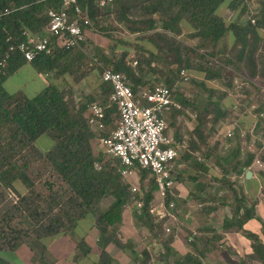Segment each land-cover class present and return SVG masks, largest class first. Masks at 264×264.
I'll list each match as a JSON object with an SVG mask.
<instances>
[{
    "label": "trees",
    "instance_id": "1",
    "mask_svg": "<svg viewBox=\"0 0 264 264\" xmlns=\"http://www.w3.org/2000/svg\"><path fill=\"white\" fill-rule=\"evenodd\" d=\"M80 1L88 2L90 17L96 25L103 21L104 16L114 14L121 23L134 25L129 26L132 32H153L154 37L149 38L157 48V55H139L137 66L133 67L127 63L130 50L125 47L121 55L110 61L106 54L103 59L91 58L84 46L57 49L50 55H38L33 61L41 72L48 74L51 81L52 78L56 81L31 98L23 93H11L6 90L4 83L26 64L27 60L20 51L10 50V47L24 39L25 32L46 34L49 24L46 10L59 5L60 0H0L3 5L15 3L20 8L0 18V246L12 245L16 240L36 241L44 235L73 229L86 211L95 213L97 226L106 243L113 239V226L123 222L133 196L131 183L135 182H130L122 176L119 160L109 158L105 161L106 153H97L94 143L96 135L86 115L90 104L88 102H94L96 98L88 95V101L85 103L83 98L82 101L81 98H78L79 101L74 99L76 85L93 72L103 80L105 69L110 67L126 73L130 79L142 69L144 63L150 65L153 59L163 56L166 62L178 65L181 75L182 69L189 72L192 68L190 62L196 50L206 45L214 49L231 33L235 46L239 48L235 55H229L223 63L230 65L236 72L243 74L247 71L249 78L258 73L264 76V52L260 48V43L264 41L260 33V29H264V7L261 10V18L249 19L245 24L226 25L224 17L219 14V9L226 3L230 8H236L238 2L249 0H115L111 6L104 8L95 0ZM262 3L264 4V0ZM183 20H187L193 28L184 38L181 24ZM91 29L87 27V35ZM177 36H181L180 39H177ZM194 36L201 40L196 47L187 44L189 37ZM166 52L173 54L172 60ZM211 55L213 58L217 53L212 52ZM203 58L199 59L197 68L205 74V79L222 78L221 69L213 66L214 60L205 59L204 56ZM111 61L112 66H107ZM68 76L72 78V84L69 83ZM182 79L184 80L181 76ZM132 86L137 93L138 89ZM167 86L173 89L172 84L167 83ZM202 86L210 93V97L217 96L218 101L228 96L227 92L208 88L205 81ZM100 88L106 97L98 102L105 106V122L108 127L109 118L116 111V107L110 102L111 86L103 81ZM192 105L197 115V134H205L210 122L216 124L228 115L217 101L210 100L201 105ZM236 119L233 118L232 121ZM211 131L213 129H210ZM39 161H44L45 173L49 174V179L57 186L49 197L35 191V181L29 172ZM96 163L101 165L100 169L96 168ZM139 173L141 179L138 185L141 189L144 187L145 194L137 217L145 219L151 230L156 227L158 232L166 233L165 229L163 231L158 228H162L169 218L160 219L150 211L160 200L157 185L148 170L141 169ZM39 176L42 178L43 175ZM149 176L151 182L147 186L143 185ZM16 181L24 184L26 194H21L15 188ZM64 183L67 184L66 188ZM12 190L19 197L12 195ZM235 196L236 214L232 219H225L223 224L226 231L243 229L248 221L259 218L254 205H245L243 200L238 198L236 191ZM108 197L113 198L114 202L103 211L101 202ZM172 198L169 196L167 202ZM23 214L28 215L34 224L31 236V230L20 227ZM13 219L16 224L10 221ZM249 236L253 239V253L249 257L254 256L264 264V241L259 234L249 233ZM222 238V235L207 238L197 236L196 239L203 244L201 249L196 241H190L197 250V255L188 252L175 257V263L202 264V258L216 249ZM171 240L172 236L164 242L167 251L164 260L167 263L173 254ZM111 260V256L103 250L101 263L108 264Z\"/></svg>",
    "mask_w": 264,
    "mask_h": 264
},
{
    "label": "crops",
    "instance_id": "2",
    "mask_svg": "<svg viewBox=\"0 0 264 264\" xmlns=\"http://www.w3.org/2000/svg\"><path fill=\"white\" fill-rule=\"evenodd\" d=\"M221 9L222 6L219 13ZM137 34L139 33L130 32V38L127 39L130 43L128 46L125 45V48L130 50L127 63L133 67L137 66L138 61L135 58V45L132 44L135 38L132 39V36ZM180 37L177 36V39ZM87 39L90 47L89 39L98 41L99 46L108 45L103 50L106 51L107 54L105 51L104 53L107 58H112L109 54L113 52V48L112 50L109 48V42L103 39L97 40L98 35L92 30L88 31ZM99 41L102 42L99 43ZM229 41H232V37H229ZM140 44L146 57H150L152 53L157 55V48L149 37L142 40ZM187 44L189 45L188 41ZM135 61L137 64H134ZM163 62L167 63L162 58L160 60L155 58L150 65L145 63V66L151 68L150 71L143 69L144 65H142V69L138 70L135 76L130 77V82L137 89L155 84H172L174 100L180 105L166 113L167 134L173 139L174 145L180 149V156L173 168L175 191L178 194L176 218L168 220L172 224L176 223L178 229L176 230L175 227L171 235L170 247L173 249V254L170 261L167 263L164 260V254L167 252L164 242L167 237L162 239L157 228L154 227L151 230L145 223V219H139L137 215L134 218V215L126 212L123 222L113 226V239L106 243L97 226L95 213L86 211L73 229L44 235L36 241L16 240L12 245L0 246V264H102L103 250H106L112 258L108 264H177L172 259L173 256H183L188 252L197 255V250L189 241L191 229H199L200 236L204 238L214 235L223 237L219 241L221 245L218 242V248L202 258V264H255L248 261L247 256L253 253V239L249 233L260 234L258 222L264 221L260 197L264 183V171H262L264 167L259 170L256 165L260 162L259 129L262 123L256 110L260 102L259 93L263 92L264 96V90H260L261 85L258 81L260 74L247 78L246 74L239 73L243 77L242 83L236 85V89L233 90L229 86H223L227 84L225 82H229L227 80L224 82V78L220 83L218 79L206 80L205 74L200 73L199 79L204 80L208 88H217L227 92L228 96L218 101L216 96H208L210 93L201 86L200 90L205 95L203 94L202 101H199L195 98L197 94L191 92L190 82L181 80L177 64L172 66V68L177 67L176 69L169 71L171 66L167 67ZM23 70L32 71L30 73L26 71L29 74L19 82L12 81L13 83L9 84V80L15 76L19 77ZM237 77L234 78L235 83H238ZM54 80L52 78L51 81L48 74L41 72L35 63L27 62L6 80L4 87L11 93H23L31 98ZM102 82V78L93 72L76 85V90L87 89L84 95H93L96 100L101 101L106 97L100 88ZM243 85L251 86V90L247 92L251 93L252 98L254 95L256 97L253 99L254 102H251L250 108L243 107L246 99H236V94L243 96L242 91L238 90ZM235 91H237L236 94ZM201 93L200 97H202ZM210 100L219 102L220 107L227 113L233 109L239 117L235 121L227 122L226 120L231 116L228 113L225 119L219 120L216 124L210 122L205 134H197L195 129L198 121L192 103L201 105ZM210 129L213 131L210 132ZM248 170L253 173L250 179L246 177ZM140 179L141 174L138 173L136 177L128 180L136 184ZM235 191L245 205L255 206L259 218L248 221L243 229L226 231L223 224L225 219H232L236 214ZM113 202L114 199L110 197L103 200L102 210H107ZM217 218L222 221L221 228L217 225ZM142 228L146 229L145 232L140 231ZM194 241L197 242L198 248L203 247L198 239ZM224 242L225 244L222 245ZM220 247H222L221 250ZM218 253L222 254L221 257Z\"/></svg>",
    "mask_w": 264,
    "mask_h": 264
},
{
    "label": "built area",
    "instance_id": "3",
    "mask_svg": "<svg viewBox=\"0 0 264 264\" xmlns=\"http://www.w3.org/2000/svg\"><path fill=\"white\" fill-rule=\"evenodd\" d=\"M47 2L50 0H39ZM100 7H109L115 0H95ZM20 9L15 3H0V18ZM88 2L80 0H60V4L49 7L47 33L36 35L25 32V38L13 44L10 50H18L27 62H33L40 54H53L57 49L83 47L87 39V27L94 28ZM254 22V20H252ZM137 64V61L134 62ZM5 65V63H3ZM185 81L190 80L186 69L181 70ZM103 81L111 86L110 102L116 107L118 120L115 129L98 140L105 153L119 160L120 172L125 179L136 177L141 169L148 170L154 179L159 201L151 207L158 218H176L178 194L175 191L173 168L180 156V149L167 134L166 113L173 107H180L174 100V89L166 84H155L138 89L135 93L128 75L107 67ZM89 123L92 129L107 131L105 106L98 101L89 104ZM96 168L101 165L96 163ZM132 201L140 209L144 200L138 197L142 189L138 183H131ZM169 196L173 198L167 202ZM171 232V228H166ZM199 235L193 230L189 241Z\"/></svg>",
    "mask_w": 264,
    "mask_h": 264
},
{
    "label": "rangeland",
    "instance_id": "4",
    "mask_svg": "<svg viewBox=\"0 0 264 264\" xmlns=\"http://www.w3.org/2000/svg\"><path fill=\"white\" fill-rule=\"evenodd\" d=\"M237 6L238 7H236V8H232V7L230 8L227 3L222 6L221 12L219 14H221L222 17H224L226 25H230L231 23L245 24L246 21L249 20V19L250 20L251 19L257 20L258 18L262 17L261 10L264 7V4L262 3V0H249V1H244V2H238ZM244 7H245V10H244ZM102 20L103 21L99 22L98 25H96V23L94 22V28H92L91 30H93V32H95L98 35V39L97 40H102L103 39V40H106L107 42H109V45H110L109 48L110 49L113 48V52H111L109 55L110 56L112 55L111 59L113 60V59H115V57H118L119 55H121L122 52H123L122 50L124 49L125 45L128 46V44L130 43L127 40L128 37L130 38L129 33H130L131 29H130L129 26H134V25H132L130 23L129 24L121 23L119 18L116 15H114V14H108L107 16H104V18ZM181 24H182V31L184 32V36H183V38H184V37H187L188 33L193 31V28H192L191 24L187 20H183L181 22ZM260 33H261L262 38L264 39V29H260ZM152 34L153 33H149V34L148 33H139L137 35H133L132 36V39L135 38V40H132L133 41L132 44L135 45V49H136L135 58L136 59H139L141 56L145 55L144 51L142 50L143 47L140 46L141 45L140 44L141 41L146 39V38H148V37H150V36H152ZM228 36L232 37V41L231 42L229 41V37ZM152 37H154V36H152ZM200 41L201 40L197 36L189 37V39H188V43H190V45H192L194 47L198 46ZM89 42L91 43V47L88 45V43H86L84 45V48H85L87 54L91 58L103 59V55L106 53V51L103 50V49H105V47H107L108 45L107 46H105V45L99 46L98 45V41L96 42V41H92L90 39H89ZM101 42L102 41H99V43H101ZM234 42H235V39L232 36V34L230 33V34H227V36H225V38H223L221 40V42L218 44V46L216 48L213 49V47H211L209 45H206V46H201V49L196 50L194 52V56H192L193 60H191V62H190V64H192V66H191L192 68L188 72L189 75H190V80H188V81L183 80V81L190 82L189 86H192L191 87V92L197 94V95H195V96H197L195 98H197L199 101H202V98L205 95L202 92V90H200L201 86H202V83H204V80H200L199 77H198V74H200V73L204 74V73L199 71L198 68H197V66L200 64L199 59H204L203 56L205 57V59H208V58L213 59L214 62H215V63H213V66L216 69H219V68L221 69V73H222L223 77H222V79H218V81H220V83H221L223 78H224V82H225V80L229 81V82H225L227 84H224L223 85L224 87L225 86H229V88H232L234 90V89H236L235 88L236 85L242 83V81H241L242 79L241 78H243V77H241L239 75V72L234 71L230 65H226V64L223 63L225 58H229V55L232 56V55L236 54V51H237V49L239 47H236ZM260 44H261L260 48H261L262 52H264V41H262ZM117 48H118V51H116ZM133 48H134V46H133ZM260 48H259V51H260ZM104 51H105V53H104ZM212 52L217 53V55H213V56H215L213 58H211V56H212L211 53ZM139 55H140V57H139ZM167 56H168L169 59L172 60V56H173L172 53H169V54L167 53ZM162 57L163 56H161L160 58H162ZM160 58H159V60H160ZM190 58H191V56H190ZM111 59L108 58V61H110ZM162 59H164V58H162ZM164 64L167 67L171 66L169 71H172V70L177 68L175 66L172 68L173 64H175V63H170V61H168L167 63H164ZM107 66H112V61ZM143 69H145L147 71H150L151 68L144 65ZM26 71H28L30 73L32 70H23V72H21L19 77H17V76L12 77L9 80V84L12 81L19 82L20 80L25 78L27 76V74H29ZM191 72H192V75H191ZM246 72L245 73L243 72V74H246V76H247ZM235 77L238 78V83L234 82V80H235L234 78ZM231 78H232V80H231ZM247 78H249V76H247ZM68 81H69L70 84L73 83L72 78L69 77V76H68ZM258 81H259V84L261 85L260 90H264V76H260L258 78ZM209 85H211V84L209 83ZM9 87H11V86L9 85ZM250 87L251 86L243 85L240 88H238V90L240 89L239 91H242L243 96H240L239 94H236L237 91H235L237 100L238 99H246V101H244V104H245L243 106L244 108L245 107L250 108L251 102L253 101V99H256L255 95H254V98H252L251 93L249 94V92H247V91L251 90ZM76 89L77 88L75 87V90ZM86 91H87V89H81L80 91L78 89V91L77 90L74 91V99L79 101L78 98H81V101H82V97H83V101L85 103L86 101H88L87 99L89 97L88 96L89 94L88 95H86V94L84 95V93ZM200 93L202 94V97H200L201 96ZM81 95H84V96H81ZM208 96H210V95H208ZM208 96H205V97H208ZM198 97H200V99ZM94 101H98V100H94ZM259 101L260 102L257 105L258 108H257V110L256 109L255 110L259 114V116H258L259 119L262 121V123L260 125V129H259V133L261 134V151L259 152V160H260V162L258 164H256V165L259 167V170L260 169L262 170L263 167H264V96H263V92L259 93ZM88 103H91V102H88ZM81 105H82V103H81ZM236 112H239V111H236ZM228 113H230L231 116L228 117V119L226 120L227 122H231L233 118H238L239 117L238 113H235L233 111V109H230L228 111ZM86 115L87 116L90 115L89 107H87ZM109 119H110V121L108 122L107 131L100 132L97 129H92V131L96 135V139L94 140V143H95V148L97 150V153H98V151H102V153L105 154V150L102 147L101 143L99 142L98 136L99 135L100 136L101 135H106V134L110 133V131L115 129L116 123H117V120H118V114L116 113V111L112 113V115H111V117ZM233 121H235V120H233ZM109 158L110 157L107 154H105L104 160L105 161L107 159L109 160ZM34 166H33L34 169H31L29 172H30L32 178L35 181V186H36L35 191L42 193L45 197H49V194L53 193V191L57 189V186H56V184L52 183V180L49 179V177H48L49 174L45 173V169H44L45 168V163H44V161H39L38 163H36L35 167L37 169H35ZM262 171H264V170H262ZM39 175H41V176L43 175L42 178ZM146 179L147 180L143 183V185L145 184L147 186L148 183L151 182V181H149L151 178L149 176ZM14 185H15V188L21 194L24 195V194L27 193L26 187L24 186V184L21 181H16ZM63 185H64L65 188L67 187L66 183H64ZM261 189H262V191H260V197H261V201H262L261 203L264 205V183H263V188L261 187ZM11 193L15 197L17 196L13 192V190L11 191ZM144 194H145V191H144V187H143L141 194H138L137 196L143 198ZM17 197H19V196H17ZM263 205H262V210H261L262 213L264 212V206ZM127 208H128L127 209V213H130V214L134 215V218H135V215H137L139 213L137 206L134 205L132 200L129 203ZM21 218H22L21 220L23 221V223H22V225L20 227L25 228V230H28V231L31 230L30 231L31 234L29 235V236H31L32 232H33L32 229L34 227V224H33L32 220L29 218L28 215H24V214L21 215ZM10 221H13V224H16V221H14V219L10 220ZM216 222H217V225L220 227V224L222 222L221 219L217 218ZM258 226H259V230H260L259 231V233H260L259 235H261V239L263 238L262 240L264 241V223H263V221L260 220L258 222ZM167 227L171 228V232H167L166 231ZM175 227H176V230H178L176 223L172 224L171 222L167 221L166 223H164L162 225V228H158V229H163V231L165 229L166 233L162 234L160 232V235H161L162 239H164L165 236L167 238L170 237L172 235L173 230H174ZM254 228H256V226H254ZM251 229H253V228H251ZM145 230H146L145 228L140 229L141 232L142 231L145 232ZM193 230H197L198 233H199V235H197V236H200L199 229H191V231H190L191 234H192ZM223 244H225V242L222 243V245ZM219 245H221V243ZM221 249H222V247H220V250ZM218 254H219V257H221L222 254H220V253H218ZM249 256H247V259L249 261H251L252 263L263 264L256 257L253 256V258H251ZM173 257L175 258L176 256H173ZM174 258H172V259L174 260Z\"/></svg>",
    "mask_w": 264,
    "mask_h": 264
},
{
    "label": "water",
    "instance_id": "5",
    "mask_svg": "<svg viewBox=\"0 0 264 264\" xmlns=\"http://www.w3.org/2000/svg\"><path fill=\"white\" fill-rule=\"evenodd\" d=\"M252 171L251 170H248V172H247V174H246V177L248 178V179H250L251 177H252Z\"/></svg>",
    "mask_w": 264,
    "mask_h": 264
}]
</instances>
